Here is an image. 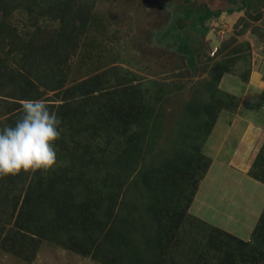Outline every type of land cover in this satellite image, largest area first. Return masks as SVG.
Wrapping results in <instances>:
<instances>
[{
	"label": "rangeland",
	"instance_id": "1",
	"mask_svg": "<svg viewBox=\"0 0 264 264\" xmlns=\"http://www.w3.org/2000/svg\"><path fill=\"white\" fill-rule=\"evenodd\" d=\"M185 1L0 0V127L14 124L30 99L46 100L63 121L58 167L0 178V264H130V230L147 226L144 238L159 245L136 264H232L250 255L264 209V184L255 179L264 177V140L248 148L242 138L249 122L264 131V0L233 14L227 10L242 0H189L223 11L207 22V36L181 32L194 69L155 38ZM211 88L221 107L197 125L183 104ZM151 102L162 120L141 139V159L121 165L133 140L114 130L123 120L128 134L131 103ZM235 124L240 136L228 134ZM181 154L191 188L185 198L163 195L161 171ZM216 159L223 164L211 169ZM184 177L174 180L186 186ZM30 187L36 213L48 217L41 237L27 228L34 211L10 214ZM257 241L264 264V229Z\"/></svg>",
	"mask_w": 264,
	"mask_h": 264
},
{
	"label": "trees",
	"instance_id": "2",
	"mask_svg": "<svg viewBox=\"0 0 264 264\" xmlns=\"http://www.w3.org/2000/svg\"><path fill=\"white\" fill-rule=\"evenodd\" d=\"M256 1L258 0H242L240 4H238L236 7L229 8L227 10V13L233 14L235 11H242L248 9ZM177 9L178 12L173 18V22H172L173 24L170 25V27L162 31H159L157 34H155V38L156 41L159 42L160 44H164V43L170 44L177 53L183 55L186 58L189 66H191V68L194 69L196 68V64H195L196 57H195L194 49L189 41V37L184 33L182 34L181 32L185 30H189L195 33V35L197 36L200 37L207 36L208 33L210 32V28L207 25V22L213 18H220L223 11L213 10L206 5L205 6L196 5L189 0H186L184 4L178 5ZM211 89H212L211 92L209 90L201 91L197 96H195V98L193 96L192 98L184 102L183 105L185 107V112L189 116L190 121H195V123L197 124L200 121V119L201 121H204L205 119L213 120L216 118L217 116L216 113L218 112L217 110L219 109V107H221L220 103H218L219 100L218 93L220 92V90L213 88ZM208 95L212 97L210 104L209 102H207L206 99L203 100ZM224 101H226V99ZM131 105H132V110H135L134 111L135 115L130 116V113H128L129 114L128 116L131 117V121L128 124V128H129L128 134L125 133V131H121V123L123 121L122 119H121L122 121L118 125V128L114 130V134L117 135L116 137L118 136L123 137L126 139V141L133 140L132 146L127 147V150L125 151L126 153H123L124 156L120 158L123 159L120 163L121 165L124 164L132 165L131 164L132 159L135 160L141 159L142 151H143L142 147L140 146L141 139H143V136L149 133L150 127H153V129L158 128L159 126L158 123H160L159 121L162 120V115L157 114L156 107L158 105L156 106L155 102L142 104L140 105V108L139 105H134L133 103H131ZM161 111L162 109L160 110V112ZM199 128H204V126L201 124ZM160 131L162 133V129H160ZM137 141H139V144H137ZM259 156H261V158H264V145L259 153ZM171 159H174V161ZM184 160H185V156L182 154L180 157L176 156L175 158H171V157L168 158L167 167H164L165 171L162 169L160 176L161 179H159L160 186L158 188L162 189L163 195L174 196L176 194H180L182 195L181 197L185 198L186 193L184 188L186 189L191 188L187 186V182H190V179L192 177L190 176L189 170L186 169L187 167H185V164L186 163L188 164L189 161L184 162ZM260 162L262 163V159ZM209 164L210 163L206 162V165ZM206 165H204L205 168L203 167L204 168L203 170L207 169ZM199 172H198V167L195 168L193 167V174H194L193 179L196 177L197 174L198 175L200 174ZM179 173L186 174L187 178L184 177L185 181L183 182L186 183L187 187L185 185L183 186L181 184L182 182L178 183L174 180L175 176L179 175ZM255 177L256 180L264 184V177L261 176V174L259 175V177L258 176ZM32 190L33 188L30 187L29 192L27 193V197L24 198V200L22 201H19V199H17L16 201L14 200L10 214L13 213V215H17V219L19 218L25 219L26 216H28L30 213L32 214V212L34 211V214L30 217V220L33 219V223L27 228L29 229L30 233L32 232L31 234L41 237L45 230L43 225L48 220V217L45 211L44 212L41 211V217L39 216V211L36 213V209L39 207L38 205L39 202L37 201L36 198L34 200H31ZM157 192L158 190L156 191V193L153 192V194H157ZM195 192L196 190L194 189L193 193ZM147 196L149 195L147 194ZM162 208L163 207L159 206L160 210ZM262 213L263 214L260 217L259 224L253 233L255 237L253 244L255 245L249 244L250 246H252L249 250L250 255L245 257V259L243 260H240V258L238 257L235 259V263L232 264H262L263 263V260H261L258 252H256L257 250H255L254 248L255 246L258 248L259 246V243L257 241L258 233L259 231L264 229V209ZM112 225L116 226L114 223H112ZM142 226L145 225L143 224ZM147 228L144 229L142 227V230L139 231L138 233H135L133 229H132L133 231L130 230L129 233L130 238H127V242L129 243L128 245L124 244L125 245L124 253L127 257L131 258V260L127 261V263L136 264L137 259L140 256L147 258L148 256L145 255L146 254L145 252H150L152 245H155L154 249L152 250H155L159 245L155 241H151V238H144L146 236L145 231L147 230ZM124 234H126L125 231ZM135 235H137V237ZM150 236H151V232H150ZM6 246L8 247V245ZM8 248L12 250L15 247L12 245L9 246ZM204 249L205 251H203V253L206 254V250L208 251V253L210 252V248H204ZM199 261H201V258H199Z\"/></svg>",
	"mask_w": 264,
	"mask_h": 264
},
{
	"label": "clouds",
	"instance_id": "3",
	"mask_svg": "<svg viewBox=\"0 0 264 264\" xmlns=\"http://www.w3.org/2000/svg\"><path fill=\"white\" fill-rule=\"evenodd\" d=\"M22 115L0 127V178L49 172L60 164L62 117L44 99L25 100Z\"/></svg>",
	"mask_w": 264,
	"mask_h": 264
},
{
	"label": "crops",
	"instance_id": "4",
	"mask_svg": "<svg viewBox=\"0 0 264 264\" xmlns=\"http://www.w3.org/2000/svg\"><path fill=\"white\" fill-rule=\"evenodd\" d=\"M222 123H223V120L221 121ZM249 126H247L246 127V131H244L243 132V138H242V140H244V143L246 142V141H248V142H246L247 143V147L248 148H250V146H251V144L252 145H256L257 143H258V141H259V143H261L262 142V140H264V131H261L258 127H256L255 125H254V123H252V122H249ZM242 128H243V126L241 127L240 126V124H238L237 126H236V124H235V126H231L228 130L230 131L228 134H230L231 132H235L236 133V135H241V133H240V131L242 132ZM233 134V133H232ZM232 138V137H231ZM232 142H234L233 141V138L231 139V142H229L227 145H229V144H233ZM263 143H264V141H263ZM262 143V144H263ZM231 147V146H230ZM224 157V156H223ZM221 162V164H223V160H220V159H216V160H214V162H213V164H212V166H211V169H212V167H213V165L214 164H216V163H220ZM227 167V166H226ZM211 169H210V171H211ZM210 171H209V174H211L210 173ZM205 183V182H204ZM258 184H260V183H258ZM255 186H257V184L255 185ZM258 186H260V185H258ZM264 186V185H263ZM263 186H261V187H263ZM264 188V187H263ZM262 191H264V190H262Z\"/></svg>",
	"mask_w": 264,
	"mask_h": 264
}]
</instances>
